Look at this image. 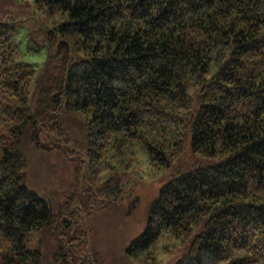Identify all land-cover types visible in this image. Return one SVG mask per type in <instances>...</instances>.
<instances>
[{
	"label": "trees",
	"instance_id": "1",
	"mask_svg": "<svg viewBox=\"0 0 264 264\" xmlns=\"http://www.w3.org/2000/svg\"><path fill=\"white\" fill-rule=\"evenodd\" d=\"M36 2L60 20L43 73L0 19V264H264V0ZM28 150L66 185L35 188ZM142 159L170 180L112 262L90 219Z\"/></svg>",
	"mask_w": 264,
	"mask_h": 264
},
{
	"label": "rangeland",
	"instance_id": "2",
	"mask_svg": "<svg viewBox=\"0 0 264 264\" xmlns=\"http://www.w3.org/2000/svg\"><path fill=\"white\" fill-rule=\"evenodd\" d=\"M4 18L13 22L15 26L14 39L18 46L15 60L33 64L38 74L43 73L50 53L56 48V41L47 42V38L50 30L60 23L57 14L40 9L36 0H0V19ZM27 154L30 161V180L35 188L50 193L69 181L73 167L67 161L64 166L36 151L28 150ZM61 165L65 169H62ZM138 171L140 175L132 197L116 209L90 219L95 246L105 252L112 262L122 260L123 247L141 233L150 202L170 180L168 172L158 174L149 168L143 159ZM135 198H139V204L134 214L129 216L128 207ZM50 247L51 241L46 239L45 249ZM169 248L170 251H167L159 245L156 249L160 259L165 262H172L178 258L175 247L169 244Z\"/></svg>",
	"mask_w": 264,
	"mask_h": 264
}]
</instances>
